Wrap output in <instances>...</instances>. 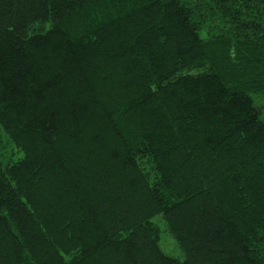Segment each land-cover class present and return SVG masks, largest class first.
Returning a JSON list of instances; mask_svg holds the SVG:
<instances>
[{
  "label": "trees",
  "instance_id": "1",
  "mask_svg": "<svg viewBox=\"0 0 264 264\" xmlns=\"http://www.w3.org/2000/svg\"><path fill=\"white\" fill-rule=\"evenodd\" d=\"M261 93L264 0H0V264H264Z\"/></svg>",
  "mask_w": 264,
  "mask_h": 264
},
{
  "label": "rangeland",
  "instance_id": "2",
  "mask_svg": "<svg viewBox=\"0 0 264 264\" xmlns=\"http://www.w3.org/2000/svg\"><path fill=\"white\" fill-rule=\"evenodd\" d=\"M254 100L257 107L261 110L264 119V93L254 95ZM11 150L12 146L10 145L8 138L0 131V157L5 158V161L8 157H13V154L17 157L18 154L12 153ZM168 254L178 257V254L174 251V249H171Z\"/></svg>",
  "mask_w": 264,
  "mask_h": 264
}]
</instances>
